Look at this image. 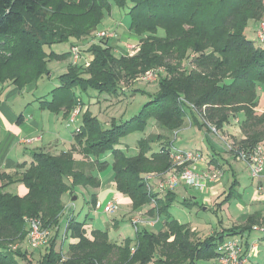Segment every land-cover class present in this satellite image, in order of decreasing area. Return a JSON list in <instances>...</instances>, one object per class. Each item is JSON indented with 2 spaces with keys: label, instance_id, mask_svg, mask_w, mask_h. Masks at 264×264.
Wrapping results in <instances>:
<instances>
[{
  "label": "trees",
  "instance_id": "1",
  "mask_svg": "<svg viewBox=\"0 0 264 264\" xmlns=\"http://www.w3.org/2000/svg\"><path fill=\"white\" fill-rule=\"evenodd\" d=\"M114 6L128 8L129 29L141 44L136 55L117 53L111 39L93 40ZM263 18L264 0H0L1 83L22 89L49 73V61L70 56L69 52L48 54L46 46L93 35L89 66L71 64L60 74L59 85L37 98L42 109L62 112L66 121L75 107L83 108L79 91L94 90L116 100L124 93V83L163 68L156 92L133 90V95L148 94L149 100L131 118L101 120L89 109L81 110L80 131L74 130L72 149L58 154L34 151L29 163L19 164L14 172H0V264H198L210 260L215 264L217 246L225 238L248 232L249 242L259 215L249 216L244 225L200 238L191 226L171 218L175 192L159 198L149 191L144 174H162L171 168V150L165 144L155 150L153 145L173 134L176 137L187 120L204 127V106L206 118L220 130L239 119V146L251 148L264 141V112L256 111L259 86L264 84V43L247 35L249 22ZM152 120L160 131L147 135ZM136 132L144 135L137 142L138 152L129 155L119 146ZM75 151H81L85 159L77 160ZM108 152L118 192L131 199L134 211L156 199L149 214L167 218L163 230L138 225L135 241L118 243L108 230L90 228L75 212L66 214L73 206L66 208L65 194L73 197L76 187L100 186L93 171L107 168L109 162L100 157ZM212 162L221 166L215 159ZM12 184H23L27 192L8 190ZM231 196L232 192L217 211ZM189 201L182 203L191 205ZM97 203L95 199V207ZM30 218H39L51 230L38 259L27 241ZM59 238L70 240L66 251L58 247Z\"/></svg>",
  "mask_w": 264,
  "mask_h": 264
},
{
  "label": "rangeland",
  "instance_id": "2",
  "mask_svg": "<svg viewBox=\"0 0 264 264\" xmlns=\"http://www.w3.org/2000/svg\"><path fill=\"white\" fill-rule=\"evenodd\" d=\"M118 9H119L118 13H116L115 10H113V12H111L112 16H110L111 13L107 14L101 25H105V23H104L105 21H110L112 19V26L118 25L117 30H118L120 36H122L121 41L125 42V43L135 42V39H130L131 41H128V39H129L128 34L130 32L134 33L133 31H131L129 29L130 16L128 15V8H118ZM114 28H116V27H114ZM99 30H101V29H99ZM95 33L96 32H94L93 35ZM158 34L161 36H164L165 31L163 29H159ZM93 35H91V37H93ZM71 40H73V41L78 40L80 43V41H82V40L85 41L86 38H83L80 40L76 39V38H71L69 41H66V42L57 43V44H54L52 46H46L45 51L48 54H50L52 51H54L55 53L60 54V55L67 54L68 48L70 47V44H71ZM118 40L119 39L112 40L114 45H116L118 43ZM138 40H139V38L136 40V42ZM79 43H78V45L82 47V45H80ZM119 44H121V43H119ZM71 47H73V45ZM84 51L85 50H83V52ZM87 52H88V49H87ZM70 54H71V48H70ZM69 57L72 58V64L73 65H79V63L74 62L72 54L70 56H67V57L59 59V60L58 59L51 60L48 62L49 73L47 75H44L41 78L34 80V81L30 82L29 84H27L25 87H23V88H25V90H23V88L20 89L18 86L14 85L13 83L5 84V82H4V84H1V87H0V92L3 90L2 99L4 101H6V104H9V105L20 106V105L26 103V105L28 106V104L30 105V104H33L34 101H37L38 97L48 95L50 93V91L59 84V76H60V74L65 72L64 71L65 67H63V66L67 65V63L69 61L68 60ZM85 58L87 59L88 57L86 56ZM89 64H90V62H89ZM89 64L86 66H89ZM80 65H81V62H80ZM67 70H68V68H67ZM143 74H141V75H143ZM123 87L125 88L124 93H122L121 96H119V97H121V100L115 101L111 105L106 106L107 109L105 110V112H107V113L106 114L102 113L101 116L99 115L101 117V120H103V118H105L106 120L109 121L110 118L115 117L116 119H118L119 122H121V121H125V120L131 118L134 114L138 113V111L143 106V104L149 100L148 94H144V93L139 92V93L133 95V93H132L133 90L135 88H141V89H145L147 91H150L152 93L156 92L158 89V81L146 82L143 80L142 81L141 80H135L134 82H131L130 84L124 83ZM7 96H9V98ZM79 96L81 97V99L84 103L83 108H82V113L86 109H89L90 111L93 110L94 112H96V114L98 113L99 108H100L98 106L99 101L96 103H93V105H96V106L90 107L91 106L90 102L92 100L91 96L100 97L99 100L101 101V103L102 102L104 103L105 101L109 102L108 100L110 98V96H107L105 94L100 95L99 92L94 91V90H88L87 92L86 91H84V92L79 91ZM119 97H116L114 99L118 100ZM94 99H96V98H94ZM121 112L123 114L122 115L123 117H121L119 119ZM98 114H100V113H98ZM81 120L79 119L78 125L81 123ZM187 123L189 124L188 120H187ZM74 127H75V125H73L72 127H68V129H67L64 126L62 128V130L64 132H66L69 137H72L74 135V132H75ZM236 130H237V126H236V128L234 127V129H232V132H227L226 134H224L222 131L221 132L223 133V135L225 137L230 138L234 141H238L239 136H237L235 134ZM146 131L148 132L147 135L150 133H158L160 131V128H159L157 122L155 120H152L151 124L147 127ZM143 135H144V132H136V133H133V134L125 137L124 139H122V142H121L123 144L122 148L129 155L135 154L137 152V149H138L137 142L140 138L143 137ZM181 136L182 135H179V139H178L174 136V134L171 135L169 138V141L164 146H166L170 150H175L176 148L182 149L184 147L195 149L193 142L187 143L186 141L181 140ZM220 140L223 141V139H220ZM161 144H163V143H155L153 145V148L155 150L159 149L161 147ZM220 144H222L223 147L225 146L224 145L225 143L223 144V142H221ZM223 147L221 146V150H224V152H225L226 148H223ZM226 153H230V152L226 151ZM148 174H154L158 178L165 176V173L160 174L157 172L145 173L144 176L147 177ZM155 176H152V178L149 180L151 187L147 183L146 184L148 186L149 191H151L153 193H158V197L163 198L168 192L162 194V193L157 192V190L153 189V187H156L157 181H158V178ZM227 177H232V176L229 174V175H227ZM114 181H115L114 180V170L112 167V162L110 161L107 168L101 174L100 186H98L96 188L92 187L90 189H87L86 187H76L77 189L74 190V194H75L74 196H78V197L73 202L75 204L74 206L72 205V201H71V199L74 196L70 197L68 194L64 195L63 202H64L66 208L68 206H73L72 211H70V213H68V211H66V214L71 215L73 212H75L74 214L78 218L85 219L87 221V223L92 226V228L108 230L110 238H112L113 240H115L117 242H123V241H126L128 239L135 241V239H136V227L130 222V216H132L131 212H133L132 207H126V205L119 200V201H117L119 209L114 210L110 213H107L104 211V206L107 203V201L105 199L103 201H100L101 202L100 204L102 207L97 208L98 209L97 211H94V209L89 210L88 206L92 204L91 198L93 196L92 195L93 192H97L98 190H103L105 188H107V190H109L111 187H113ZM145 181H146V178H145ZM239 181L241 183V187H239V193H242L243 196L246 197V194H244L245 190L248 189L252 185L253 180H251L249 178L248 173L245 171L239 177ZM18 186L19 185H17V187ZM10 190H12V192L18 193V189L16 187L12 186V187H10ZM226 190H227V192L229 190L228 184H226ZM236 192L237 191H236V187H235L232 190V196L228 200V202H230V204L233 205V206H231V209H229V213L228 212L220 213V212H216L217 209H215L212 206L209 209H206V207L204 208L205 205L202 206V203H201L204 200L203 199L204 195H205L204 192H200L196 189H192V190H190V194H191V197L193 199L195 198L193 200L194 203H191V205H184L182 203L184 200L183 196L178 195L177 198L175 199L174 203L172 204L171 208H170L171 218L178 219L180 222L188 224L189 226H191L192 229L196 230L198 237L201 238L203 236H207L209 234L214 233L215 230H219L220 224L222 222L224 223V226L231 224L230 223L231 221H230L228 215L230 216L231 213L233 215L234 214L238 215L236 210H235V207H234L237 200H238V198L236 196ZM121 197H123V196H121ZM155 200L156 199H153L151 204H147L150 206H143L138 210L143 209L142 211L144 213L146 211V209H148L151 206H154V204H156ZM220 202H221V200H220ZM214 206L218 207L216 205H214ZM219 210H221V209H219ZM147 211H150V210H147ZM134 215L135 214L133 213V216ZM151 218H155V217L152 216V217H150V219ZM166 219L167 218L165 216H162L160 218V220L158 222H156L154 225H147V227H149V229L156 231V232L161 231L164 228V222ZM261 237H262V234L259 232H256V231H253L251 234L250 241H258V248L254 251V253L250 259L251 264H264V238H261ZM68 244H69L68 240H66V242H63L61 240V238L58 239V247H60V249H63L64 251H66ZM26 245L24 244L25 247H26ZM30 250L33 251L34 257L36 259H38L40 256L39 251L42 250V248L40 247L37 250L36 249H33V250L30 249ZM151 264H153V263H151ZM198 264H214V262L212 260L200 261V262H198Z\"/></svg>",
  "mask_w": 264,
  "mask_h": 264
},
{
  "label": "crops",
  "instance_id": "3",
  "mask_svg": "<svg viewBox=\"0 0 264 264\" xmlns=\"http://www.w3.org/2000/svg\"><path fill=\"white\" fill-rule=\"evenodd\" d=\"M118 8L119 7L114 6L113 10H115L116 13H118L119 11ZM110 16H112V13ZM104 23L105 25H101V24L99 25L100 29L117 30L118 25L112 26V19L110 21H105ZM258 24L259 22L253 21V20L249 22V25L247 28V35L249 38L254 39V40L256 39V30L258 28ZM128 35H129L128 41H131L130 39H135V42H136V40L139 38L135 33H132V32H130ZM121 37L122 36H120L118 32V37L111 39L110 43L113 45L117 53L124 54L125 45L127 43H132V42H127V43L122 42ZM115 39H119L116 45H114V43L112 42V40H115ZM93 42L94 41H92L91 37L86 38L85 41L83 40L80 41V43L78 40L77 41L71 40V44H70V47L68 48V52L70 53V48L72 45L79 43L80 45H82L83 50H85L83 52V59H86L85 58L86 56L88 57L87 60L92 59V55L89 52H87V49ZM68 60L69 61L67 65L63 66L65 67L64 68L65 72L67 71V68L69 67V65L72 64V58L69 57ZM7 83H11V82H5V84ZM1 84H4V83L0 82V87H1ZM2 94H3V90L0 92V172H8V173L14 172L15 170L18 169L17 167L19 164L24 163V162L29 163L32 159L31 155L34 151L44 150V151H49V152L58 154L60 152L68 151L73 148V146L75 145L74 135L72 137H69L67 133L62 130L64 126L67 129L69 127L67 125L66 118L62 112L54 113L48 109H42L38 101H34L33 104H30V105L28 104V106L26 105V103L20 106L9 105V104H6V101L2 99ZM9 96L7 97L9 98ZM93 97L91 98L92 100L90 102L91 103L90 107L96 106V105H93V103H96V99H94ZM97 98L99 101V102L97 101L98 106L100 107L98 113L100 114L98 113L96 114V112H94L93 110L92 111H93V114H96L98 116L99 115L101 116L102 111H105V109H107L106 106L111 105L115 101L121 100V98H119L118 100H113L110 97L108 100L109 102L105 101L104 103L103 102L101 103V101L99 100L100 97H97ZM256 111L258 113L264 112V84L259 86V102H258ZM20 116H22L23 118L22 120H19ZM100 116L99 118L101 119ZM238 120L236 121L233 120L230 124L226 125L221 131L224 134H226L227 132H232V129H234V127L236 128L237 126V130L235 131V134L239 136L238 137L239 139L242 138ZM108 123L109 122H107V124ZM176 132H177L176 138L179 139V135H182L181 140H184L187 143L193 142L195 146L194 147L195 149H191L188 147H184L182 149L199 150L203 153L204 158L207 160V162L210 165L214 164L212 160L215 159L221 165L220 167H222L224 170L223 178L219 182L211 184L209 190L207 192H204L206 196L204 195V198H203L204 200L203 202H201L202 206L205 205L204 208L206 207V209H209L212 206L215 209H218L219 203H222L223 200L227 198V195L230 192H232V190L236 187V191H237L236 196L238 200L234 207L238 215L236 214L233 215L231 213V215L229 216L227 214L231 221L230 222L231 224L224 226V223L222 222L220 224L219 230H215L214 233L222 232L223 229H227L232 226L244 225L247 219L249 218V216L251 215H259L258 224L264 225V173L259 178H252L249 174L246 164H244L242 161L237 160L236 157L231 152L226 153V151L229 152L228 150L225 149V152L224 150H221V146L223 147V145L220 143L223 142L224 144L225 142L221 141L212 132H210L206 124L204 125V127L200 128L199 126L195 124L192 125V123L189 122V124L187 123L183 128H181L180 130H177ZM26 139H32V142L26 143L25 142ZM168 141L169 139L163 140V144H166ZM158 143H161V142H158ZM119 147L122 148L123 146L120 145ZM223 148H226V145ZM80 152L81 151L74 152L75 158L79 161L85 159L83 154ZM137 152H138V149H137ZM100 158L102 161H108L109 163L110 161L113 162L111 152L106 153ZM214 165L216 166V164ZM169 170L166 172H169ZM245 171L248 173L249 178L253 180L252 185L248 189L245 190L244 194H246V197L243 196L242 193H239V187H241L239 177ZM95 172L101 181V174L103 173V171L101 172L100 171L97 172V170L93 171V173ZM151 173H154V172H151ZM229 174L232 177H227V175ZM226 184L229 185L228 192L226 190ZM233 184H235V187L231 188ZM0 185H1V182H0ZM17 185L19 186L17 187ZM12 186L18 189V194L20 195H24L27 192V188L23 184H12L8 187L9 189L8 188L7 189L10 190V187ZM86 188L90 189L92 187L88 186ZM190 190L192 189L186 188L185 186L178 187L176 190H174L175 199L177 198L178 195H182L184 200H187V201L191 200V203H194L193 200L195 198L193 199L191 197ZM67 194L71 197L72 193L71 194L67 193ZM92 195H94L95 198H91L92 204L88 206L89 210L91 209H94V211L98 210L97 207H95L93 204V201L95 199H96V202H99V203H101L100 201H103L105 199L107 203L109 201H113L117 199V201L120 200L121 202H123L126 205V207H132L131 199L128 196L123 195L120 192H118V190L116 189L115 181H114L113 187H111L109 190H107V188L103 190H98L97 192H93ZM71 201H72V205L74 206L75 204L73 202L75 200L72 198ZM214 205L218 207H215ZM145 206H150V205H145ZM231 206L233 205L227 201L222 206H220L221 210L219 211L215 210V211L220 212V213H226V212L229 213V209H231ZM152 207L153 206L146 209L144 213L142 209V210H137V211L133 210L131 214L133 216V213L136 214V212L139 211L143 214V217L150 218L151 215L149 214V211L147 210H150ZM132 216H130V220ZM87 225L90 226V228H92L90 224L87 223ZM68 241L70 240L68 239ZM118 243H121V242H118ZM248 264H251V262H249Z\"/></svg>",
  "mask_w": 264,
  "mask_h": 264
},
{
  "label": "built area",
  "instance_id": "4",
  "mask_svg": "<svg viewBox=\"0 0 264 264\" xmlns=\"http://www.w3.org/2000/svg\"><path fill=\"white\" fill-rule=\"evenodd\" d=\"M118 37L117 30L113 29H101L98 30L93 37V40L97 39H114ZM256 39L260 43H264V19L259 22L258 28L256 30ZM141 48L139 41L127 43L125 45L124 55L132 56L136 55ZM71 54L75 63H83L88 65L91 59H83V49L78 44L71 47ZM163 71L162 67L153 68L146 71L140 76V80L146 82L157 81L159 73ZM194 108L195 106L192 105ZM206 106L203 107V117L202 120L207 125L210 132H212L216 137L223 139L226 145V150L231 152L237 160L242 161L246 164L249 174L252 178H259L264 173V141L258 143L257 145L247 148L241 147L236 141L227 138L223 135L221 130L214 123L210 122L206 118L205 113ZM82 107L78 105L73 109L67 119V125L72 127L75 125L74 129L76 132L80 131V126L78 125ZM196 110V109H195ZM26 143H31L32 139H26ZM170 158L172 161V167L169 172L165 173L163 177H157L154 174H148L146 177L147 184L151 187L149 180L152 176L158 178L156 187L153 189L157 190L159 193H167L169 191H174L178 187L185 186L189 189H196L200 192H207L211 184L219 182L224 176V170L222 167L215 165H210L204 158V155L199 150H189V149H178L170 151ZM97 208L102 207L101 204L97 203ZM119 206L117 199L109 201L104 206V211L110 213L114 210H118ZM159 217L149 218L143 217L141 212H137L132 216L131 221L135 227L138 225H154L158 222ZM252 231L261 233L264 236V225L254 224L252 226ZM51 238V230L43 226L42 221L39 218H30L29 227L27 234L28 245L35 249L41 246L47 245ZM249 233L243 232L237 235L229 236L219 242L217 246V256L215 259V264H248L258 247V241L248 242Z\"/></svg>",
  "mask_w": 264,
  "mask_h": 264
},
{
  "label": "water",
  "instance_id": "5",
  "mask_svg": "<svg viewBox=\"0 0 264 264\" xmlns=\"http://www.w3.org/2000/svg\"><path fill=\"white\" fill-rule=\"evenodd\" d=\"M23 90H25V88H23ZM76 198H77L76 196L73 197L74 200H76Z\"/></svg>",
  "mask_w": 264,
  "mask_h": 264
}]
</instances>
